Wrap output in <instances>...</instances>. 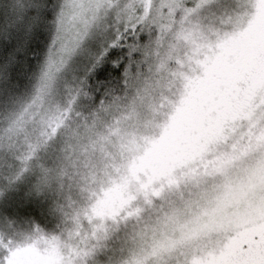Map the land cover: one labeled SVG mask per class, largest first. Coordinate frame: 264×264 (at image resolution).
<instances>
[{
    "label": "clouds",
    "instance_id": "obj_1",
    "mask_svg": "<svg viewBox=\"0 0 264 264\" xmlns=\"http://www.w3.org/2000/svg\"><path fill=\"white\" fill-rule=\"evenodd\" d=\"M23 5L14 18L16 0H0V64L14 70L0 80V175L18 173L0 191V264L22 249L37 264H264V245L230 251L237 217L264 225V0ZM257 25L236 65L229 46ZM116 38L120 66L97 95L88 67Z\"/></svg>",
    "mask_w": 264,
    "mask_h": 264
},
{
    "label": "rangeland",
    "instance_id": "obj_2",
    "mask_svg": "<svg viewBox=\"0 0 264 264\" xmlns=\"http://www.w3.org/2000/svg\"><path fill=\"white\" fill-rule=\"evenodd\" d=\"M258 35V37H257ZM260 35H261V27L257 25L253 37L246 43L238 46H229L226 55L231 56V58H235L239 54H241L242 50H246L250 47L252 40L257 38V43L260 41ZM235 62V60H233ZM241 62V61H240ZM236 65H238L237 62H235ZM242 64V62L240 63ZM208 83V82H207ZM208 89V88H207ZM215 89L213 87H209L208 91H203L201 97L204 100V105H209L211 107H215L221 100L219 99V102H215L214 104H211L212 101L204 99V97H207L210 95V92L214 91ZM207 107V106H206ZM202 117L196 118L195 115H193V120H199ZM183 133L181 130L177 131V137L182 136ZM170 151V145L164 144L160 147L161 154H166ZM118 197V194H115L112 198H110L108 201L102 202V207H111L113 201ZM236 227L238 229L236 237L233 239L230 251L234 255L239 256H251L255 257L259 255L261 252V246L264 245V225L257 226L252 218L247 216H239L235 220ZM255 242V243H254ZM248 244H252L251 248H247ZM245 248H247V253L245 252ZM14 264H37V254L30 249H22L15 258Z\"/></svg>",
    "mask_w": 264,
    "mask_h": 264
},
{
    "label": "snow or ice",
    "instance_id": "obj_3",
    "mask_svg": "<svg viewBox=\"0 0 264 264\" xmlns=\"http://www.w3.org/2000/svg\"><path fill=\"white\" fill-rule=\"evenodd\" d=\"M23 0H16L14 9V18H21L23 15ZM124 45L121 43V38H116L111 41L106 47L96 50L88 67V79L92 86L97 90V95L104 91L109 83L113 71L120 66V57L123 55L122 49ZM11 79L10 69L7 65L0 64V80ZM3 85H0L2 87ZM87 95V94H86ZM39 167H43V162L37 161ZM4 167V174L0 175V191L5 187L11 188L18 179V173H13L7 165Z\"/></svg>",
    "mask_w": 264,
    "mask_h": 264
},
{
    "label": "trees",
    "instance_id": "obj_4",
    "mask_svg": "<svg viewBox=\"0 0 264 264\" xmlns=\"http://www.w3.org/2000/svg\"><path fill=\"white\" fill-rule=\"evenodd\" d=\"M257 37H258V35H257ZM257 44H258L257 38H255L254 40H252V43L248 49L242 50L241 54H239L235 58H232V60H235V62H237L239 66L247 65L248 63L251 62L252 52H253V50ZM240 61L242 62V64H240L241 63ZM225 67L227 68L228 66L226 65ZM13 74H14V70H10V76H12ZM209 87H213L215 90L210 92L209 96L204 97L205 101L209 100V101H212L211 104H214L215 102H219L218 101L219 99H221V98L223 99V95L218 91V84L216 81H209L208 83H206L204 85L203 91H206V90L208 91ZM201 103L202 104L204 103V100L202 97H201ZM205 106L211 107L209 105H205ZM194 115L196 118H199V117L203 116V113L202 112H195Z\"/></svg>",
    "mask_w": 264,
    "mask_h": 264
}]
</instances>
